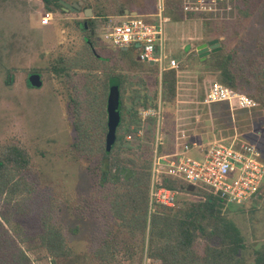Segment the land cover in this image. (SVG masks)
<instances>
[{
	"label": "rangeland",
	"instance_id": "1",
	"mask_svg": "<svg viewBox=\"0 0 264 264\" xmlns=\"http://www.w3.org/2000/svg\"><path fill=\"white\" fill-rule=\"evenodd\" d=\"M64 1L82 3L71 11L55 4L47 9L43 0H0V153L11 145L27 150L30 166L20 174L32 187L11 199L0 195V264H145L147 232L143 240L114 215L111 200L125 187L120 181L100 182V151L107 131L108 79L117 75L123 107L112 156L118 153L128 167L133 166L128 158L142 163L150 150L147 133L134 149L126 146L124 133L134 124L132 108L141 107L146 96L157 97L160 77L157 67L137 61L132 49L123 53L106 45L100 32L117 21L122 9L151 13L154 0ZM224 2L205 21L169 15L166 49L178 67L174 99L161 104L164 147L183 129L201 145L255 144L264 160V0ZM86 7L91 25L81 29ZM48 11L52 17L42 24ZM211 39H218L220 49L199 61L197 46ZM224 65L235 77L231 88L252 99L253 106L202 102L209 83L222 82ZM33 72L41 77L39 87L27 85ZM8 73L13 77L9 84ZM75 124L86 139L78 138ZM189 155L197 153L190 150ZM205 195L198 189L178 191L174 206L163 212L182 215ZM121 203L129 207L130 198ZM126 207L122 211L129 215ZM215 209L236 224L246 243L244 259L254 264V249H264V196ZM212 221H202L205 229L192 244L196 252L219 242L208 227ZM43 222L63 236L58 255L42 243ZM110 244L114 258L102 261Z\"/></svg>",
	"mask_w": 264,
	"mask_h": 264
},
{
	"label": "trees",
	"instance_id": "2",
	"mask_svg": "<svg viewBox=\"0 0 264 264\" xmlns=\"http://www.w3.org/2000/svg\"><path fill=\"white\" fill-rule=\"evenodd\" d=\"M45 7L50 8L51 4H55L62 8L59 0H43ZM168 15L171 13V17H184L185 19L197 18L192 14H184L180 11L178 3L176 1L169 0L167 5ZM122 9L120 12H123ZM154 11V6H153ZM152 11V12H153ZM118 13L121 15L122 13ZM198 19L205 21L204 16L198 17ZM88 24L83 21L80 23V28L84 29L89 27ZM87 42L88 39H85ZM123 53L122 48L117 47ZM133 50L135 58L138 59V48L135 46L127 47L125 50ZM94 53V52H93ZM217 52L213 53L216 54ZM205 57L198 60L203 61ZM222 84L226 86H233L235 80L234 74L231 72L227 65L222 66ZM175 69L163 70L160 75V89L155 99L149 96L147 100L141 103V107L135 109L132 108L134 115V124L128 128L124 133L126 140V146L130 149H134L140 145L141 140L148 135L150 146L148 155L144 157L141 164L134 162L128 158V162L133 164L132 167H128L119 156L116 154L112 156L113 149L118 140V136L115 133V137L112 141H108L103 138V145L101 149L102 157L100 160L101 173L100 182H119L125 187V191L121 194H116L111 200V209L118 220L121 221V225L127 226L132 233L136 230L141 235L142 239L145 238L147 232L149 258L150 256L161 259L162 264H248L244 259V252L246 249V243L240 230L233 221L228 220L224 215L220 214L216 210V205L232 208L233 204H225L224 200L219 196L209 192L206 189L191 185L181 179H172L166 175H160L155 178V182L159 186H166L173 190L192 192L194 189L206 191L207 195L204 196L203 201L193 203L188 210L184 211L182 215H169L163 212V210L171 209V207H164L155 205L149 212L148 206V188L150 184V165H151V146L153 143L154 129L156 124L155 117H146L142 119L138 112L140 108L152 107L156 108L158 102L162 104L170 102L175 96ZM11 73H8L5 82L9 84L12 81ZM115 79L120 85V78L117 75L109 77V81ZM108 81V83H109ZM27 85L30 86L27 81ZM237 90V89H236ZM154 102V103H153ZM153 103V105H151ZM123 107L122 101L119 100L118 109L120 112L121 121V109ZM120 121L117 127L120 125ZM74 128L81 140L86 139V132L82 126L75 124ZM117 129V128H116ZM141 130V134L137 135V131ZM132 134L131 139H127V135ZM164 145H160L159 150L163 151ZM122 163V164H121ZM30 166V156L25 148L18 145H11L6 147L0 153V195L3 194L8 199L13 196L22 193H29L32 190L31 185L27 179L20 174L23 170ZM123 197L130 198V206L121 205ZM256 201L255 198L250 202ZM130 210V214L126 215L122 211L123 207ZM158 206V207H157ZM216 213V214H215ZM213 219L212 225L208 226L210 232L216 234L219 238V242L215 246L207 245L203 253L196 252L193 249L194 239L204 231L205 227L202 225V221H209ZM133 222V223H132ZM165 238V241H162ZM42 243L45 245L53 255H58V250L63 249V236L54 228L53 225L43 222V233L41 234ZM110 250V251H109ZM156 250L157 253L154 251ZM111 244L107 249V255L103 257L102 261H110L114 255L111 253ZM151 259V258H150ZM152 260V259H151ZM254 264H264V249H254L253 254Z\"/></svg>",
	"mask_w": 264,
	"mask_h": 264
},
{
	"label": "built area",
	"instance_id": "3",
	"mask_svg": "<svg viewBox=\"0 0 264 264\" xmlns=\"http://www.w3.org/2000/svg\"><path fill=\"white\" fill-rule=\"evenodd\" d=\"M173 1V0H171ZM184 14L201 17L216 13L223 8L224 0H174ZM223 3H220V2ZM169 0H155L154 11L150 14H121L117 21L102 27L100 37L106 45L112 47L138 48L141 61L152 62L159 77L163 70L175 69L178 63L167 53V5ZM216 11V12H215ZM51 12L41 17L42 24H48ZM149 17V18H148ZM150 64V63H149ZM151 65V64H150ZM228 102L237 108H248L255 103L245 94L220 82L209 83L202 99L203 103ZM161 102L156 108H140L138 114L142 119L155 117L153 143L151 146L150 184L148 188L149 212L155 205L172 207L177 199V190L159 186L155 178L166 175L172 179H181L191 185L203 188L219 196L225 204H240L264 196V160L261 151L252 143L239 146L222 142H211L201 145L187 137L183 129L177 130L169 147L165 146L162 131ZM141 130L137 131L140 135ZM132 138V134L126 136ZM167 139V138H166ZM194 150L197 156L189 155ZM145 264H152L145 257Z\"/></svg>",
	"mask_w": 264,
	"mask_h": 264
},
{
	"label": "water",
	"instance_id": "4",
	"mask_svg": "<svg viewBox=\"0 0 264 264\" xmlns=\"http://www.w3.org/2000/svg\"><path fill=\"white\" fill-rule=\"evenodd\" d=\"M62 5L63 10H71L78 11L81 7L82 1L71 2L68 3L64 0H59ZM83 13L85 15L84 22L91 15V8L86 7L83 9ZM123 14H136L135 11L125 10ZM123 50L127 49V47H122ZM218 39H211L207 42L200 43L196 50L200 58L206 57L210 52H216L219 50ZM139 59V57H138ZM140 60V59H139ZM152 65V62H149ZM29 84L33 87H39L42 83L41 77L38 73H30L27 77ZM120 100V93L118 83L115 79H111L108 83V94L106 99V113H107V131H106V139L108 141H112L115 137L116 128L120 121V112L118 109Z\"/></svg>",
	"mask_w": 264,
	"mask_h": 264
},
{
	"label": "crops",
	"instance_id": "5",
	"mask_svg": "<svg viewBox=\"0 0 264 264\" xmlns=\"http://www.w3.org/2000/svg\"><path fill=\"white\" fill-rule=\"evenodd\" d=\"M154 4H155V0H154ZM125 10H127V9H125ZM125 10H124V11H125ZM124 11H123V13H124ZM128 11H129V10H128ZM123 13H122V14H123ZM151 13H152V12H151ZM147 14H150V13H147Z\"/></svg>",
	"mask_w": 264,
	"mask_h": 264
}]
</instances>
